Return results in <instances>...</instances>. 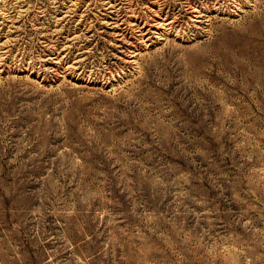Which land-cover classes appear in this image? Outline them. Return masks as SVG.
Wrapping results in <instances>:
<instances>
[{
    "label": "rangeland",
    "instance_id": "1",
    "mask_svg": "<svg viewBox=\"0 0 264 264\" xmlns=\"http://www.w3.org/2000/svg\"><path fill=\"white\" fill-rule=\"evenodd\" d=\"M0 264H264V0H0Z\"/></svg>",
    "mask_w": 264,
    "mask_h": 264
}]
</instances>
